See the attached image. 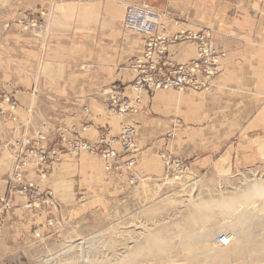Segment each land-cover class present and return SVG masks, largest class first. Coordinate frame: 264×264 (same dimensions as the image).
<instances>
[{
	"label": "crops",
	"instance_id": "1",
	"mask_svg": "<svg viewBox=\"0 0 264 264\" xmlns=\"http://www.w3.org/2000/svg\"><path fill=\"white\" fill-rule=\"evenodd\" d=\"M225 1L56 0L47 7L42 27L26 31L18 18L6 25L7 45H0V105L5 112H0V195L9 196L12 207L0 211V264L21 263L23 255L35 258L55 249L58 238L78 240L111 213H141L151 201L158 211L157 200L173 179L163 152L181 158L194 179H228L239 168L262 163L264 28L254 15L224 8L234 3ZM138 2L179 18L178 23L165 20L168 36L210 27L215 47L225 56L210 90L144 92L139 112L119 118L110 112L107 99L111 93L134 96L132 64L144 53L145 36L127 29L124 19L127 4ZM195 55V42L186 40L170 44L166 57L176 64ZM3 93L16 101L15 109ZM126 123L137 128V162L125 166L127 156L117 147L119 168L113 171L99 156L72 153L55 133L57 127H74L79 137L94 141L103 129L118 133ZM16 139L39 142L47 150L56 146L58 160L42 165L48 171L44 179L34 163L23 174L25 180L52 190L58 209L28 208L24 196L9 194L16 161L9 144ZM208 200L218 205L210 218L200 211ZM236 202L238 192L200 202L190 198L186 208L195 219L192 231L207 228L215 238L227 233ZM220 216L221 228L208 226ZM179 220L185 227L184 217ZM180 222L160 223L161 240L170 239L163 225L174 234Z\"/></svg>",
	"mask_w": 264,
	"mask_h": 264
},
{
	"label": "built area",
	"instance_id": "2",
	"mask_svg": "<svg viewBox=\"0 0 264 264\" xmlns=\"http://www.w3.org/2000/svg\"><path fill=\"white\" fill-rule=\"evenodd\" d=\"M179 22V18L169 11L157 10L146 2L129 4L126 8L124 26L127 29L139 32L145 36V50L140 58H137L132 68L136 77L131 83L134 96L122 97L118 93H111L107 99L110 112L119 118L129 113H138L141 95L144 92H152L160 89L183 90L185 87L196 91H208L213 87L214 80L221 72V60L225 56L219 51L212 40L213 30L210 27H202L197 31L182 30L174 36H168L164 27L165 20ZM25 28L36 26L40 22L38 18L22 20ZM20 22V23H21ZM194 41L196 55L192 59L173 64L167 59L168 47L179 41ZM4 100L10 101L11 109L16 108V101L7 93L2 95ZM0 112L5 113L0 105ZM55 133L59 143H67L74 154L88 152L105 160L107 170L119 168L118 158L120 147L123 156H127L125 166H134L137 162L135 154L137 128L132 124H123L118 133L110 128L103 129L96 140L89 141L77 135L74 127H57ZM40 140L44 139L42 133L38 134ZM12 154L15 156V166L9 179V194H20L27 199L28 208L40 209L42 206L58 209L57 200L50 189H42L31 180L24 179V169L33 163L39 168L42 179L48 175L43 164L58 160L56 146L47 150L39 142L32 143L25 139H16L9 144ZM167 174L183 175L187 171V164L170 152H163ZM134 179V178H133ZM2 207L0 211L9 210L12 203L9 196L0 195ZM35 232L37 230H34ZM219 245H228L230 237L222 234L218 237Z\"/></svg>",
	"mask_w": 264,
	"mask_h": 264
},
{
	"label": "rangeland",
	"instance_id": "3",
	"mask_svg": "<svg viewBox=\"0 0 264 264\" xmlns=\"http://www.w3.org/2000/svg\"><path fill=\"white\" fill-rule=\"evenodd\" d=\"M54 1L56 0H0V45H7L5 36L10 28L7 29L6 25L12 22V19L18 18V23H20L22 20L36 17L40 21L38 25L34 27L29 25L26 31L38 29L43 26V18L47 13V7ZM225 2L234 3L224 4V8L235 7L239 14L254 15V18L259 21L260 27L264 28V0H226ZM129 4L136 3H128L127 5ZM20 24L25 26L22 22ZM18 31L22 32L21 30ZM187 172L180 176L169 174V177H173V179H171V184L166 185L169 188L162 191L163 195L157 200L159 201L158 211L154 210L156 205L155 202L151 201L142 208L141 213L130 212L122 215L111 213L108 219L98 223L100 226L95 227L86 235L83 234L78 240L68 242L69 239L67 240V238H58L60 241L56 243L55 249H49L41 255L38 253L35 258L23 255L21 263L17 264H46L48 257L57 258L59 260L58 264H105L107 261L101 259L103 255L107 253L114 255L116 251L119 252L123 247L126 252L125 255H127L131 247H134L136 243L145 238L146 235L141 234L147 229L146 226L153 230L158 228L159 224L164 221H176V224L177 221L180 222L179 219L188 213L186 207L192 197L200 202L202 198L209 199L214 197L220 199L223 196L234 195L238 192V200L240 201L241 192L247 189L249 183H253L255 179L264 180V158L260 164L239 168L236 175L228 179H218V177L213 180L194 179L189 177ZM255 204L259 208L257 216L264 218V214H261L262 212L264 213V195L258 196ZM245 206L250 205L246 204ZM179 209H181V213L178 214ZM223 221V217L220 216L219 218L211 219L208 226L221 228L224 224ZM180 224L182 223L180 222ZM238 227L243 228L244 225H239ZM173 228L174 232L175 228ZM246 230L250 231L249 226L246 227ZM245 237H247V240L241 241L243 244L237 242L235 248H220L216 245V242L210 245L206 244L205 246H208L206 249L210 250L209 252H212L214 248L213 261L189 260L186 258L188 254H185V257L182 256L175 261H170V259L151 262L136 260L128 264H264V226L256 229L255 236L249 233ZM253 238L257 241L252 244ZM85 239H94L98 242L93 245L82 243ZM166 239L168 237L164 238V240ZM105 243L109 245L110 250H108L109 247L107 245L105 246ZM209 246L212 247L210 248ZM39 251L41 250L39 249Z\"/></svg>",
	"mask_w": 264,
	"mask_h": 264
},
{
	"label": "bare ground",
	"instance_id": "4",
	"mask_svg": "<svg viewBox=\"0 0 264 264\" xmlns=\"http://www.w3.org/2000/svg\"><path fill=\"white\" fill-rule=\"evenodd\" d=\"M262 180L255 179L253 183H249L247 189L241 192V200L239 201V203H235L234 213L232 214L233 225L230 226V229L232 231L225 230L227 233H222L230 237V243L228 245H219L217 243V239L222 234H219L218 237L215 238L216 235L212 236L211 231H209V229L207 228H202L195 232L192 231L195 219L193 217H189L190 212H188L185 216L183 215L185 221H187L185 227L184 223H182V227H178L179 230L175 231L174 234L171 233L172 231L169 226L163 225L161 227L162 230H165L167 232L168 237H170L167 242L161 240L159 230L160 228H156L153 230L146 229L141 234L146 235L145 238L136 243L134 247H131L130 251L127 252V255H125L126 252L123 247L119 252L116 251L114 255L107 253L106 255H103L101 259L103 261H107L105 264H128L130 262L133 263L136 260L151 262L170 259V261H175L182 256L185 257V254H188L187 257L195 261H213V256L215 255L214 248L212 249V252H209L210 250L208 251L206 249V247H208L205 246L206 244L210 245L211 243H214V241H216V245H218L220 248H235V244L237 242H241L246 239L245 235H248L250 233L252 236H255L256 229H258V227L260 226H264V218H259L257 216L259 213V208L255 204L257 202L258 196L264 195V180ZM246 204L250 206H245ZM217 207L218 205L216 203L210 204V200H208L207 204H205L204 202L200 204V211L201 213H204L208 218H210L211 215H215ZM261 214L264 213L262 212ZM239 225H244V227L239 228ZM247 226H249L250 231L246 230ZM254 241L257 240L253 238L252 244ZM97 242L98 241L94 239H85L82 243H89L93 245ZM106 245L107 243H105V246ZM107 247H109V245H107ZM194 247H196L197 249H192ZM209 247L211 248L212 246ZM108 250H110V247L108 248ZM139 255L140 257H138ZM46 260V264L59 263V260H57V258L55 257H48V259Z\"/></svg>",
	"mask_w": 264,
	"mask_h": 264
}]
</instances>
